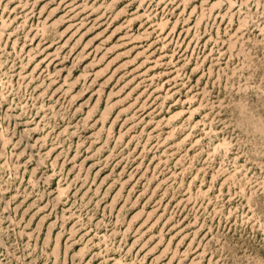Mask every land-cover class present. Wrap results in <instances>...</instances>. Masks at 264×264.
Returning <instances> with one entry per match:
<instances>
[{"label": "rangeland", "instance_id": "374dc122", "mask_svg": "<svg viewBox=\"0 0 264 264\" xmlns=\"http://www.w3.org/2000/svg\"><path fill=\"white\" fill-rule=\"evenodd\" d=\"M243 3L0 0V264H264Z\"/></svg>", "mask_w": 264, "mask_h": 264}, {"label": "snow or ice", "instance_id": "6c2138e0", "mask_svg": "<svg viewBox=\"0 0 264 264\" xmlns=\"http://www.w3.org/2000/svg\"><path fill=\"white\" fill-rule=\"evenodd\" d=\"M229 2L232 3L233 10L240 8V7H247L248 6V5H245L243 3V0H235V2H232V0H229ZM197 3H199V0H197ZM225 6H227V4H225ZM257 7L264 9V0H260V3L257 5ZM239 24H240V27H239L238 31L235 29V27L233 28V31L236 32V38L241 39L240 34L243 33L247 29V31L252 36H260L261 37V40L259 41L258 47L254 48L252 44H247V47L249 49H253V51H255L258 54L264 53V13H261L259 15V27L258 28L256 27L257 22L253 21L250 16L249 17L241 16ZM253 60L255 61V57H253ZM256 62L260 64L261 74H264V54H261L259 61H256ZM37 118H39V117H37ZM25 135H27V133H25ZM21 146H22V144H21ZM52 154L54 155L55 153H52ZM29 166H31V165H29ZM37 173H36V177H37Z\"/></svg>", "mask_w": 264, "mask_h": 264}, {"label": "clouds", "instance_id": "9594fccd", "mask_svg": "<svg viewBox=\"0 0 264 264\" xmlns=\"http://www.w3.org/2000/svg\"><path fill=\"white\" fill-rule=\"evenodd\" d=\"M239 127L255 138V154L264 156V117H258L247 109H242Z\"/></svg>", "mask_w": 264, "mask_h": 264}]
</instances>
